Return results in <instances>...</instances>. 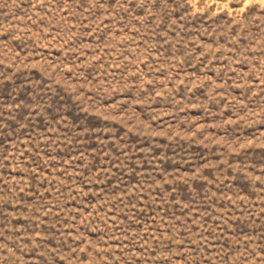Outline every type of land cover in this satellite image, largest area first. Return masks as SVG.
<instances>
[{
    "label": "rangeland",
    "instance_id": "obj_1",
    "mask_svg": "<svg viewBox=\"0 0 264 264\" xmlns=\"http://www.w3.org/2000/svg\"><path fill=\"white\" fill-rule=\"evenodd\" d=\"M0 264H264V0H0Z\"/></svg>",
    "mask_w": 264,
    "mask_h": 264
}]
</instances>
